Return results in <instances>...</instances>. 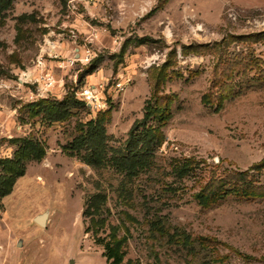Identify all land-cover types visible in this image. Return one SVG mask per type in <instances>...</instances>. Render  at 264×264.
Segmentation results:
<instances>
[{
	"label": "rangeland",
	"instance_id": "obj_1",
	"mask_svg": "<svg viewBox=\"0 0 264 264\" xmlns=\"http://www.w3.org/2000/svg\"><path fill=\"white\" fill-rule=\"evenodd\" d=\"M231 34L258 40L232 43L247 58L221 98L215 55L183 46ZM258 58L264 0H12L0 11V176L11 159L24 173L0 196V264H111L106 243L121 264H264V166L251 169L264 163ZM88 86L103 108L78 98ZM147 108L163 141L129 176L119 159ZM90 120L105 131L100 162L75 142ZM185 163L198 168L181 177ZM246 170L248 193L195 198L212 171ZM97 193L104 202L85 214Z\"/></svg>",
	"mask_w": 264,
	"mask_h": 264
},
{
	"label": "trees",
	"instance_id": "obj_2",
	"mask_svg": "<svg viewBox=\"0 0 264 264\" xmlns=\"http://www.w3.org/2000/svg\"><path fill=\"white\" fill-rule=\"evenodd\" d=\"M12 0H0V11L4 10L9 7ZM257 34H248V35H229L228 38H224L222 41H215L213 43H205V44H196V45H185L183 46L184 50L192 49L196 52L205 51L210 52L215 55L216 57V65L217 70L220 69L221 74L220 78L218 80V85L220 86L221 91V98H225V91L228 96H230L231 93V84L225 83L223 81L224 78L232 77L233 74H235V70L242 69V66H238L243 63L244 58L240 53L235 54L234 56L230 53V47L233 42H243V43H253L256 42ZM140 42V41H139ZM143 42V41H141ZM254 66H258L262 64L264 66V60L263 59H253ZM193 74H196L197 71H193ZM258 73H262L264 75V69L258 70ZM79 99H81L83 102L86 103L84 99H82L80 96H78ZM203 99L207 101V103H210L211 99L210 96L205 94L203 96ZM87 104V103H86ZM151 118V111L150 108H147V112L144 115L142 123H140L139 126H144V128L140 131H138L136 125L133 126L130 130V135L128 138V147L130 148V153L128 155H125L124 157H120V168L127 171V174L129 176L138 174L142 169L147 167L146 162L147 160V152L151 149V145L154 142V140L157 138L159 141H157V144H160L163 140V136L160 137V133H158V129L146 126V122ZM90 124L93 127V131L88 132L86 131L85 134L78 135L75 137L76 144L80 143L82 146L87 144L86 152L90 150V157L92 160L101 161L102 155L101 153H98V149L100 147V143L96 141V136H105V131L103 127H97V125H94L93 121L90 120ZM137 131V132H136ZM30 144V147L36 152V157L41 158L43 154V150L40 149L38 144L34 141H25ZM156 144V145H157ZM98 153V154H97ZM100 154V156H99ZM98 156V157H97ZM9 161V160H8ZM13 164L12 167L7 171V174H3L0 176V196H3L10 192L12 185L14 184L16 178L24 173V167L20 164V161L17 163V161H13L12 159L9 161ZM92 162V161H91ZM264 166V163H261L259 165H254L251 169H259ZM198 167L185 163L181 166L177 167L176 170L178 171V174L181 177H184L185 175L189 174L193 170H196ZM213 175L210 176L207 181L204 183V185L195 193V198L198 200L199 203L204 205H210L213 203H216L217 201L225 198L231 193L236 194H245L248 193V191L254 187L255 178L254 175L250 174L249 170L246 171H237L232 174H226L223 172L218 171H212ZM244 183V184H242ZM90 202L87 201V208L84 211L85 214L91 213V208H97L99 205L104 202L105 197L102 195V193H97L89 199ZM106 250H108V253H104L105 256H107V260L111 264H121L122 262V255L118 250H116L110 243H106L105 245Z\"/></svg>",
	"mask_w": 264,
	"mask_h": 264
},
{
	"label": "built area",
	"instance_id": "obj_3",
	"mask_svg": "<svg viewBox=\"0 0 264 264\" xmlns=\"http://www.w3.org/2000/svg\"><path fill=\"white\" fill-rule=\"evenodd\" d=\"M117 87H119L120 89L124 88L123 87V83L119 82ZM98 87L97 86H88L83 88L79 94L80 96H82V98L84 100H86L87 102H90L91 105H93L96 108H103L104 106V102L101 101V98L98 97Z\"/></svg>",
	"mask_w": 264,
	"mask_h": 264
},
{
	"label": "water",
	"instance_id": "obj_4",
	"mask_svg": "<svg viewBox=\"0 0 264 264\" xmlns=\"http://www.w3.org/2000/svg\"><path fill=\"white\" fill-rule=\"evenodd\" d=\"M48 214L46 212L38 214L35 216V221L40 225H46L47 223ZM74 261L71 260L70 264H73Z\"/></svg>",
	"mask_w": 264,
	"mask_h": 264
}]
</instances>
